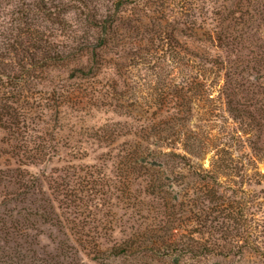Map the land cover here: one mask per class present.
<instances>
[{
    "label": "trees",
    "instance_id": "trees-1",
    "mask_svg": "<svg viewBox=\"0 0 264 264\" xmlns=\"http://www.w3.org/2000/svg\"><path fill=\"white\" fill-rule=\"evenodd\" d=\"M15 8L17 72L11 74L6 67L0 70L2 79H6L2 85L9 93L15 92L14 96L0 94V130L4 135L0 146V264H78L75 259L80 251L105 264H186L187 259L204 256L208 246L201 240L184 247L172 239L178 218L170 210L176 209V201L165 205L169 216L167 240L147 244L143 240L145 230H135L111 245L77 248L72 244V240L76 242L73 233L64 224L65 209L73 204H66L65 193L61 198L52 196V192V197L45 193L39 196V177L29 168L51 162L57 149L51 145L16 144L26 142L32 132L47 134L48 119L62 113L67 103L81 106L89 97H95L91 93L96 90L95 79L112 67L124 65L129 58V52L118 57L115 51H126L130 44L134 48L135 42L129 40L132 34L143 31L144 41L148 42L163 34L182 36L181 23L173 24L184 6L175 0H31ZM231 17L214 29L194 20L193 35L206 33L202 41L218 42L219 50L179 54L177 62L202 63V67L211 69L213 78L222 80L227 111L241 124L253 157L264 161V0H239L237 36L231 32L235 28L234 16ZM165 56L170 59V54ZM203 86L201 83L197 89L187 90L178 85L171 89L159 116L147 118L141 127L143 133L135 132L133 144L119 156L128 175L142 173L140 186L148 196L171 201L192 196L193 192L205 197L220 193L224 197L216 188L221 185V172L216 167L231 159L228 151L215 152L211 169L197 167L194 159H201L203 150L178 148L174 146V134L163 132L169 128L189 131L185 124L188 119L182 114L193 115L200 101L196 91L201 89L206 96ZM29 87L32 92L25 101L22 95L30 91ZM110 87L103 86L106 94L101 89L98 94H109ZM182 146L192 145L185 142ZM71 150L77 151L74 146ZM41 226L55 227L63 237L55 241L53 252L40 241L45 233ZM243 247L240 243L226 247L225 255L242 253ZM188 255L191 256L185 260H176Z\"/></svg>",
    "mask_w": 264,
    "mask_h": 264
},
{
    "label": "rangeland",
    "instance_id": "rangeland-1",
    "mask_svg": "<svg viewBox=\"0 0 264 264\" xmlns=\"http://www.w3.org/2000/svg\"><path fill=\"white\" fill-rule=\"evenodd\" d=\"M23 1L31 0H0V70L6 67L11 74L17 72L15 6ZM175 2L184 6L179 9L182 11L176 15L173 24L181 23L182 36L163 34L148 42L144 41L145 32L132 34L129 40L135 42L134 48L130 44L126 51L121 48L115 51L118 57L129 52V58L124 65L112 67L95 79L96 90L91 92L90 89L95 97H89L81 106L67 103L70 105L67 107L66 104L61 109L62 113H53L48 119L47 134L32 132L26 142L18 141L16 144L51 145L57 149L51 162L29 168L39 177V196L45 193L48 197L55 195L61 198L67 194L66 204L73 206L65 209L63 220L73 233L76 242L72 240V244L77 248L111 245L127 238L135 230H145L143 240L147 244L167 240L166 220L169 216L165 205L170 206L176 201V209L170 210L178 218V228L174 230L172 239L184 247L194 246L197 240L208 246L204 256L192 259L186 258L191 255L179 256L176 260L187 259L186 264H264V161L253 157L241 124L227 111L221 90L222 80L213 78L211 69L202 67V63L184 65L177 62L179 54L186 56L187 52L196 50H219L216 47L218 42L202 41L207 37L206 33L201 31L196 37L193 35L194 20L214 29L233 15L235 28L232 27L231 32L233 36L239 35V24L235 23V20L239 22V0ZM165 54H170V59ZM2 80L6 79L0 75V94L14 96L15 92L9 93ZM201 83L206 96L201 89L196 91L199 107L194 109L192 116L187 112L182 114L188 119L185 124L189 131L185 133V128H169L163 132L174 134V146L178 148L203 150L201 159H194L193 164L197 167L201 165L211 169L215 152L228 151L231 159L226 160L222 167H216L221 172V185L216 188L224 197L220 193L205 197L200 192H193L192 196L171 201L148 196L140 186L142 173L128 175L119 156L133 144L135 132L143 133L141 127L146 119L159 116L171 89L184 85L187 90H194ZM108 85L111 86L109 94L99 95L100 89L102 94H106L103 86ZM31 92V89L24 91L22 99L28 101ZM3 136L0 130V146ZM185 142L192 146H182ZM73 146L77 151L71 150ZM258 172L263 175H258ZM131 183L134 184L132 187ZM51 192L54 193L52 196ZM41 228L45 233L39 237L40 241L53 252L55 241L63 237L55 227ZM239 243L244 245L242 253L225 255L226 247ZM249 246L254 248L251 250ZM88 253L91 254L90 251ZM75 260L78 264H105L89 259L84 251H80Z\"/></svg>",
    "mask_w": 264,
    "mask_h": 264
}]
</instances>
